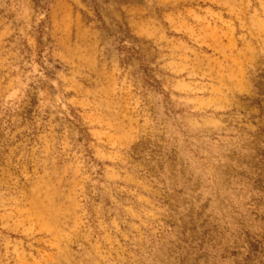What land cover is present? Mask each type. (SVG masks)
I'll use <instances>...</instances> for the list:
<instances>
[{"label": "rangeland", "instance_id": "obj_1", "mask_svg": "<svg viewBox=\"0 0 264 264\" xmlns=\"http://www.w3.org/2000/svg\"><path fill=\"white\" fill-rule=\"evenodd\" d=\"M0 264H264V0H0Z\"/></svg>", "mask_w": 264, "mask_h": 264}]
</instances>
